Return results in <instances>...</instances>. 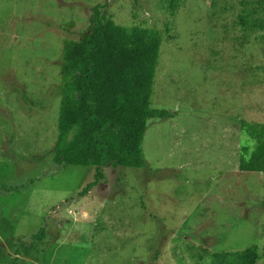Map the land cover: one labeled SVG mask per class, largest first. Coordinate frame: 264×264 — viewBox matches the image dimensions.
<instances>
[{"label":"rangeland","instance_id":"obj_1","mask_svg":"<svg viewBox=\"0 0 264 264\" xmlns=\"http://www.w3.org/2000/svg\"><path fill=\"white\" fill-rule=\"evenodd\" d=\"M242 0H0V264H264V173L241 172L264 125V32ZM162 44L145 169L58 166L63 44L92 9ZM264 17V9L261 13ZM42 229L44 239L32 237ZM253 261V262H250Z\"/></svg>","mask_w":264,"mask_h":264},{"label":"trees","instance_id":"obj_2","mask_svg":"<svg viewBox=\"0 0 264 264\" xmlns=\"http://www.w3.org/2000/svg\"><path fill=\"white\" fill-rule=\"evenodd\" d=\"M241 6L237 24L245 32L244 38L248 32H264V0H242ZM106 7H93L88 29L79 40L64 41L62 51L59 139L53 163L96 168L94 181L81 196L103 180L104 167L145 169L143 143L148 121L155 115L172 116L151 108L161 33L116 25L105 18ZM244 129L257 144L250 155L249 148H243L239 170L264 173V125L245 122ZM44 231L32 240H43ZM210 264L247 262L239 253H223Z\"/></svg>","mask_w":264,"mask_h":264}]
</instances>
